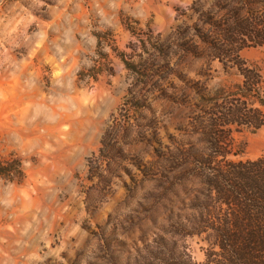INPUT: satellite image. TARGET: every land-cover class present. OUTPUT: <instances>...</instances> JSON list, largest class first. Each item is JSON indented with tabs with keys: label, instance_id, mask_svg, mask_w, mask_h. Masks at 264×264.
<instances>
[{
	"label": "rangeland",
	"instance_id": "rangeland-1",
	"mask_svg": "<svg viewBox=\"0 0 264 264\" xmlns=\"http://www.w3.org/2000/svg\"><path fill=\"white\" fill-rule=\"evenodd\" d=\"M214 1L0 0V264H135L184 197L138 166L166 176L180 141L203 150L201 109L241 80L179 48ZM242 55L264 68V48ZM64 65L95 101L74 119ZM234 138L235 159L264 156V128ZM187 244L202 263L204 244Z\"/></svg>",
	"mask_w": 264,
	"mask_h": 264
},
{
	"label": "trees",
	"instance_id": "trees-1",
	"mask_svg": "<svg viewBox=\"0 0 264 264\" xmlns=\"http://www.w3.org/2000/svg\"><path fill=\"white\" fill-rule=\"evenodd\" d=\"M196 12V41L183 40L179 48L197 59L217 61L228 73L235 70L241 80L230 92L219 90L201 109L206 120L201 116L193 128L203 150L194 143L185 148L180 141L166 176L138 166L146 178L180 187L184 197L178 196L176 209L168 210L166 224L152 239L142 238L135 264H264V156L235 159L244 148L234 138L264 128V68L242 55L264 48V0H215L209 11ZM169 157L159 155L163 161ZM195 238L204 244L202 263L187 244ZM113 264L126 262L117 257Z\"/></svg>",
	"mask_w": 264,
	"mask_h": 264
},
{
	"label": "clouds",
	"instance_id": "clouds-1",
	"mask_svg": "<svg viewBox=\"0 0 264 264\" xmlns=\"http://www.w3.org/2000/svg\"><path fill=\"white\" fill-rule=\"evenodd\" d=\"M15 23L16 21L14 20L13 23L10 24L11 32H15V26H14ZM11 32L9 34H11ZM25 38L27 39L28 37H25ZM92 43H95V41H92ZM104 50L108 51L107 48H105ZM63 58H66V57H63ZM83 64L90 65V61L84 60ZM73 68H75V71H79V68H76L75 65H73L72 67H69L68 65H64V78L67 80V88L65 92L62 93V95L65 97V104H67L68 107L65 108L64 104H61L62 112L68 115L72 119H74V115H75L71 111L73 107H81V106H86V105L95 103V101L90 98L91 94L77 92L73 84V81L76 79ZM57 75H59V73H57ZM86 96L88 98H86ZM72 119L69 120L70 125L72 123ZM34 166L41 167V165H38V164H34Z\"/></svg>",
	"mask_w": 264,
	"mask_h": 264
}]
</instances>
